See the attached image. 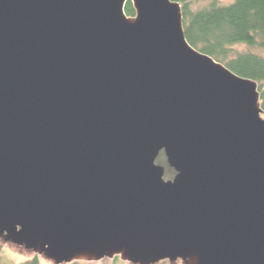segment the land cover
Masks as SVG:
<instances>
[{"label": "water", "instance_id": "1", "mask_svg": "<svg viewBox=\"0 0 264 264\" xmlns=\"http://www.w3.org/2000/svg\"><path fill=\"white\" fill-rule=\"evenodd\" d=\"M130 1L0 0V238L52 264H264L257 82L187 43L180 3Z\"/></svg>", "mask_w": 264, "mask_h": 264}, {"label": "trees", "instance_id": "2", "mask_svg": "<svg viewBox=\"0 0 264 264\" xmlns=\"http://www.w3.org/2000/svg\"><path fill=\"white\" fill-rule=\"evenodd\" d=\"M181 5L183 33L187 43L200 53H205L241 77L257 82L260 107L264 111V0H172ZM124 12L134 16L127 0ZM246 49L233 50L235 45ZM1 241L2 238H0ZM5 247L13 246L23 256L32 254L27 249L3 241ZM40 257L33 254L21 264H39ZM45 261V258L43 257ZM70 264H86L74 261Z\"/></svg>", "mask_w": 264, "mask_h": 264}, {"label": "rangeland", "instance_id": "3", "mask_svg": "<svg viewBox=\"0 0 264 264\" xmlns=\"http://www.w3.org/2000/svg\"><path fill=\"white\" fill-rule=\"evenodd\" d=\"M201 3L206 4L208 0H200ZM222 2H229V0H221ZM246 47L245 45L242 44H238L235 45L233 50L235 51H241L243 52V50H245ZM261 54H263L264 56V52H261ZM222 63V62H221ZM223 64V63H222ZM263 90H264V85L262 86ZM263 116V114L261 115ZM155 163L161 165L164 168V175L163 178L164 179H172V177L175 174V171L173 168H171L167 162H166V158L163 154V152H159L158 155L156 156V160ZM33 256L32 254H29L27 257L23 256V254L21 252H19L18 250H16L13 246H8L5 247L3 244V241H1L0 239V264H21L23 263L25 260L30 259ZM39 264H52L50 261L43 260V257L39 256ZM84 262L86 264H132L131 262H127V261H123L120 259L119 256H115L113 258H103L97 261H81ZM65 264H70V263H65ZM152 264H184L182 260L180 259H176L175 261H170L167 258L165 259H161L155 263Z\"/></svg>", "mask_w": 264, "mask_h": 264}]
</instances>
